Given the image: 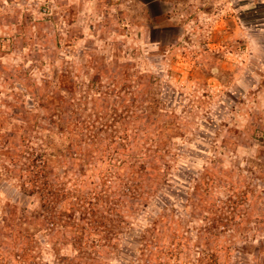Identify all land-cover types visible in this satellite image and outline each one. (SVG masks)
<instances>
[{
  "label": "rangeland",
  "instance_id": "rangeland-1",
  "mask_svg": "<svg viewBox=\"0 0 264 264\" xmlns=\"http://www.w3.org/2000/svg\"><path fill=\"white\" fill-rule=\"evenodd\" d=\"M128 1L0 0V264H264V0Z\"/></svg>",
  "mask_w": 264,
  "mask_h": 264
},
{
  "label": "crops",
  "instance_id": "crops-1",
  "mask_svg": "<svg viewBox=\"0 0 264 264\" xmlns=\"http://www.w3.org/2000/svg\"><path fill=\"white\" fill-rule=\"evenodd\" d=\"M67 1L73 7V12L69 13V15L73 17V21L75 18L76 20L77 19L81 20L83 17H88L89 13L91 14L92 9L94 11L97 8L99 9V7H102L103 5L105 6L104 0H67ZM133 1L134 3L137 2L136 0H129L127 4H130ZM169 1L170 0H142L140 1V5L143 11L145 13L146 11L148 12L149 18L146 19L147 20L146 25L149 27L150 30L158 29L161 31L160 27H162V29L164 30L167 27V26H161L157 22L158 18H157V15H154L155 12L153 10L155 9V6L157 4L159 7L158 16L160 17L163 14L167 15L166 14L167 11H165L167 10V8L165 5L169 4L170 3ZM239 1L241 2V0ZM242 1H245V0H242ZM14 5L18 6L19 4L17 2H14ZM1 8L3 10L4 6L1 5ZM239 8H241L240 5H239ZM103 14H105V12ZM99 15L100 14H98V16ZM164 20H166V18ZM30 24H31V26L29 27L30 30L36 31L35 33L36 36L35 37L33 36L34 39L32 40H30L27 32L23 30L24 26L22 25L20 16L15 20V22L11 26H8L2 23L0 20V38L2 37L3 34L10 33V35H12V40L13 41L16 40L20 43L21 45L20 50L22 54L24 53L26 54L28 53V51L33 50L34 54L40 56L42 53V50L44 49V46L42 45V42L44 41L48 42V44L50 45V48L53 46L54 48L57 47V38H58L59 30L56 27L54 21L42 20L39 23L38 22L35 23V21L33 20V22H31ZM29 33L32 36L31 31ZM1 41L3 42V44L0 45V65L2 66V64L6 63V61L8 60L7 58L11 57L12 51H11V48H9V46L4 45V43H6L4 39Z\"/></svg>",
  "mask_w": 264,
  "mask_h": 264
},
{
  "label": "built area",
  "instance_id": "built-area-1",
  "mask_svg": "<svg viewBox=\"0 0 264 264\" xmlns=\"http://www.w3.org/2000/svg\"><path fill=\"white\" fill-rule=\"evenodd\" d=\"M47 8H48V7L42 9V13H43V15H47V14H48V9H47Z\"/></svg>",
  "mask_w": 264,
  "mask_h": 264
}]
</instances>
